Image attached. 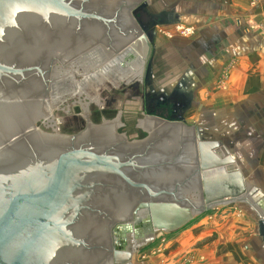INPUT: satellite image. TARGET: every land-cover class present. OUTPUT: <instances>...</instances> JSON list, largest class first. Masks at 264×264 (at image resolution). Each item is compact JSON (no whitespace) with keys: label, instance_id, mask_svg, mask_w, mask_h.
<instances>
[{"label":"water","instance_id":"95a60500","mask_svg":"<svg viewBox=\"0 0 264 264\" xmlns=\"http://www.w3.org/2000/svg\"><path fill=\"white\" fill-rule=\"evenodd\" d=\"M141 1L0 0V106L15 100L17 109L15 128L2 132L0 123V264H135L129 241L112 258L107 227L114 219L133 213L154 237L226 201L248 199L229 149L194 135L183 117L168 122L146 110L140 128L148 140L129 143L115 134L126 146L113 144L111 134L69 144L111 123L88 124L76 137L34 135L42 134L35 124L45 117L43 98L50 108L52 65L99 43L115 54L124 49L122 58L136 54L139 41L151 74L153 45L130 15L147 7Z\"/></svg>","mask_w":264,"mask_h":264},{"label":"crops","instance_id":"0c3cea01","mask_svg":"<svg viewBox=\"0 0 264 264\" xmlns=\"http://www.w3.org/2000/svg\"><path fill=\"white\" fill-rule=\"evenodd\" d=\"M140 3L155 20L144 30L161 92L179 88L194 96L181 124L229 149L249 195L214 206L165 239L149 264H264V0ZM176 26L194 34L179 36Z\"/></svg>","mask_w":264,"mask_h":264},{"label":"rangeland","instance_id":"374dc122","mask_svg":"<svg viewBox=\"0 0 264 264\" xmlns=\"http://www.w3.org/2000/svg\"><path fill=\"white\" fill-rule=\"evenodd\" d=\"M143 11L144 10L139 9V6H135L130 11V15L133 17L142 33L146 31L144 30V28L151 29V24L155 21L150 16L144 14ZM143 45L141 42L136 41V45L134 46L136 54L129 53L127 56L119 58L117 54H122L124 49L115 54L103 44L99 43L63 66L59 64L52 65L48 82L49 102L50 108L52 109L49 108L46 98H43L41 110L44 113L45 117L43 119H40L35 124V128L42 134H38V132L34 129V135L76 137L86 131L88 124L99 127L103 126L105 123H111L103 129L104 132L99 134H104L107 130H110L113 135V144L122 142L121 139H114L115 134L120 137L123 136L126 141L131 143L135 141L139 142L148 140L146 128H140V121L146 120V110L148 112L150 110V114L162 115V120L164 121L177 122V119L169 118L166 111L155 109V101L161 96L169 97L174 92L181 91V93L187 97L188 106H190L194 96L191 94H187V92H183V90L179 88L168 89L167 93H162L161 86L163 84L160 85V83L164 80H162L161 78L162 74H159L160 71L157 72L154 68L152 69L151 74L147 75L148 61L146 60V63L144 61V58L146 59V45ZM107 59L108 61L114 59L115 62L117 61L116 65L119 67H124L123 64L125 65L126 61V65H129V68L132 67L131 70H133V67L139 64H141L142 66V62H144L145 66L144 70L142 68L143 66H140L137 78L134 80L133 78H131L132 81L127 80L120 82L119 80L115 79L117 77L101 78V80L95 82V84L94 82L87 81L85 82L87 85L84 84L82 87L83 93H81V96L80 94L70 96V94L72 93L71 90L74 88V86L79 82H83V76L86 75V72L87 75H91V72H89V66L91 65L94 68L96 67V69H98L97 66L100 65L99 68H102L106 65L105 63L108 62H106ZM155 59L157 62V58ZM149 60L152 62V64L154 63L153 55ZM155 66L157 67L159 66V64L154 63V67ZM157 69L158 67L156 68V70ZM142 70L144 72H142ZM97 71L98 70H96V72ZM76 72L78 73V75L76 74ZM130 76H132V74ZM72 78L75 79V81ZM56 94L60 95H58L57 97ZM14 109H16L15 100H12L0 106V123L4 126V128H2V132H6L7 130L16 127L17 123H12V119L10 116L12 115L11 111ZM14 111H17V109ZM153 111L155 112L153 113ZM3 113L4 115H6V117L4 116V118L2 116ZM91 134H97V132L90 131L87 134V137L84 139V143L70 142L69 144L75 146H86L87 138ZM203 135L208 136V132L204 131ZM211 136L215 137L213 135ZM209 211L210 210H206L203 213L196 215L189 224L182 227L178 231H160L154 237H152L154 234L153 233L151 236L152 239H149V241L145 240L144 243H141L136 247L135 264H149L152 251L158 253L157 249H159V244L163 243L165 239L173 236L176 232H179L182 229H185L187 226H190L192 223L199 220L200 217L207 215ZM211 211L213 210L211 209ZM131 215L133 216L132 220L129 219L125 222H118V224L114 227H112L111 223L112 228L110 226L107 227V232L112 246L113 260L114 250L123 247L122 245L124 240L129 241V246L136 245V242L131 243V239H133L132 237H136L138 232L142 231L138 227V216H134L133 213H131ZM124 216L129 215L128 213H126L118 219H122ZM128 228H130L131 230H129L132 232H128L125 235L123 231L125 232V230ZM148 237L151 238L149 235Z\"/></svg>","mask_w":264,"mask_h":264},{"label":"bare ground","instance_id":"6f19581e","mask_svg":"<svg viewBox=\"0 0 264 264\" xmlns=\"http://www.w3.org/2000/svg\"><path fill=\"white\" fill-rule=\"evenodd\" d=\"M83 56V55H82ZM117 56H119L118 54H117ZM120 57V56H119ZM112 58V57H111ZM110 58V59H111ZM121 58V57H120ZM105 59V58H104ZM109 59V58H108ZM108 59L106 60V62L108 61ZM118 59V58H117ZM84 61V60H83ZM95 62V61H94ZM117 62V61H116ZM116 62L114 61V59L113 60H109L107 63H105L106 65L105 66H103L102 68H99V66H97L98 67V69H96V67L94 68L93 66H89L90 68V70H89V72H91V75H87V72H86V75H84L83 76V78H84V80H83V82L82 83H77V82H75V83H77L75 86H74V88L71 90V94H70V96H74L75 94H80V96H81V93H83V85L84 84H86L85 82H94V84H95V82H98L99 80H101V78H110V77H117V78H115L116 80H119L120 82H123V81H132V79L131 78H133V80L134 79H136L137 78V76H138V74H139V69H140V66H141V64H139V65H137V66H135V67H133V70H131L132 69V67L131 68H129V65L127 66L126 65V61H125V65L123 64V66L124 67H119V66H117L116 65ZM83 63V62H82ZM87 63V62H86ZM93 64H96V63H93ZM99 64V63H98ZM96 66V65H95ZM143 66V67H142ZM142 68H143V70H144V62H142ZM86 68V67H85ZM137 68V69H136ZM96 70H98L97 72H96ZM127 70V71H126ZM142 70V72H144ZM64 71V70H63ZM66 71V70H65ZM68 72V71H67ZM53 73V72H52ZM73 73V72H72ZM85 73V72H84ZM65 74H66V72H65ZM70 74V73H69ZM76 74L78 75V73L76 72ZM89 74V73H88ZM132 74V76H130ZM74 76V75H73ZM82 76V75H81ZM143 76V75H142ZM64 77V76H63ZM66 77V76H65ZM73 79V78H72ZM74 81H75V79H73ZM73 81V82H74ZM87 85V84H86ZM85 87V86H84ZM88 87V86H87ZM54 89H56V88H54ZM56 92V91H55ZM63 92V91H62ZM57 93V92H56ZM55 94V93H54ZM66 94V93H65ZM67 94H68V92H67ZM66 94V95H67ZM57 95V97H58V95H60V94H56ZM55 96V95H54ZM63 97V96H62ZM54 98V97H53ZM60 98V97H59ZM58 98V99H59ZM96 99V98H95ZM56 100V99H55ZM52 101V100H51ZM59 102V101H58ZM52 109V108H51ZM2 110V109H1ZM14 110H16V109H14ZM14 110H12L11 112H12V115H15V112H17V111H14ZM14 111V112H13ZM8 114V113H7ZM10 114V113H9ZM49 114V113H48ZM12 115H10L11 116V119H12ZM3 118H4V116L6 117V115H4V113H3ZM9 116V117H10ZM8 117V116H7ZM2 118V119H3ZM1 119V120H2ZM3 121V120H2ZM97 132V134H99V133H102V132H104L103 131V129L102 130H100V131H96ZM104 134H111L112 135V133H111V131L110 130H107ZM87 137V135L84 137V139ZM84 139L82 140V141H84ZM124 217H126V216H124ZM127 228V227H126ZM130 229V228H129ZM131 230V229H130ZM129 230V231H130ZM152 234L153 233H149V236L151 237L152 236ZM137 237H132V238H135V241H136V245H134L135 246V248L138 246V245H140L141 243H144L145 242V240H149V239H152V238H149L148 236H146V234H145V231H141V232H138L137 233V235H136Z\"/></svg>","mask_w":264,"mask_h":264},{"label":"flooded vegetation","instance_id":"af4514ba","mask_svg":"<svg viewBox=\"0 0 264 264\" xmlns=\"http://www.w3.org/2000/svg\"><path fill=\"white\" fill-rule=\"evenodd\" d=\"M140 10H143V8H139ZM188 102H187V97L184 96L181 91H176L174 92L171 96L169 97H164L161 96L159 98H157V100L155 101V109H159V110H164L167 112V115L169 118L171 119H179L182 118V112L185 111L188 108ZM150 112V110H149ZM155 111H153L154 113ZM118 136V135H117ZM122 140V139H121ZM123 145H125L124 141L122 140L121 142ZM196 173V166L194 167V170L192 171V176H194ZM117 179V178H116ZM119 185L118 183H116V186ZM176 186H180V184H177ZM116 220V219H114ZM132 220V219H131ZM118 223H116L115 221L112 222V227H114L115 225H117ZM138 225H141V223L139 222ZM111 227V228H112ZM117 227V226H116ZM117 229V228H116ZM130 232L129 228L125 230V232L123 231V233L126 235V233ZM117 243V242H116ZM120 244V243H119ZM123 247H125V240L123 242ZM118 248V247H117ZM115 252V250H114ZM115 259V256H114Z\"/></svg>","mask_w":264,"mask_h":264},{"label":"built area","instance_id":"2783aa9c","mask_svg":"<svg viewBox=\"0 0 264 264\" xmlns=\"http://www.w3.org/2000/svg\"><path fill=\"white\" fill-rule=\"evenodd\" d=\"M264 32V30L262 31ZM175 34H178L182 37H189L194 34V30L191 27H184V26H176ZM171 36V34L168 33Z\"/></svg>","mask_w":264,"mask_h":264}]
</instances>
